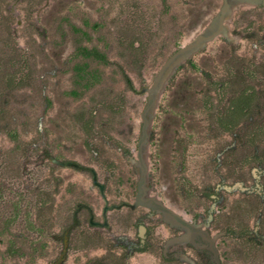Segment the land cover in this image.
I'll use <instances>...</instances> for the list:
<instances>
[{"label": "rangeland", "instance_id": "rangeland-1", "mask_svg": "<svg viewBox=\"0 0 264 264\" xmlns=\"http://www.w3.org/2000/svg\"><path fill=\"white\" fill-rule=\"evenodd\" d=\"M261 125L264 0H0V264H264Z\"/></svg>", "mask_w": 264, "mask_h": 264}, {"label": "trees", "instance_id": "trees-1", "mask_svg": "<svg viewBox=\"0 0 264 264\" xmlns=\"http://www.w3.org/2000/svg\"><path fill=\"white\" fill-rule=\"evenodd\" d=\"M90 54L95 58H100L105 61V57L97 52H91ZM257 103L258 100L255 91L250 93L244 92L240 94L232 101L228 111L221 118V128L228 132L236 129L245 117L248 118L252 114ZM262 137H264V126L261 125L252 134V141L255 142L257 139Z\"/></svg>", "mask_w": 264, "mask_h": 264}]
</instances>
